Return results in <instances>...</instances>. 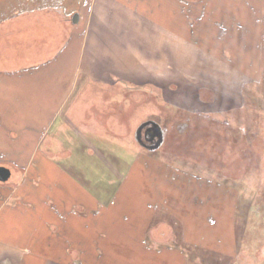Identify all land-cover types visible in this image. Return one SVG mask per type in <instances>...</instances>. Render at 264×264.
Instances as JSON below:
<instances>
[{
	"label": "rangeland",
	"instance_id": "rangeland-1",
	"mask_svg": "<svg viewBox=\"0 0 264 264\" xmlns=\"http://www.w3.org/2000/svg\"><path fill=\"white\" fill-rule=\"evenodd\" d=\"M81 1L71 2L76 12ZM96 3L94 9L89 2L88 14L95 10V18L82 58L73 51L66 61L71 68L79 63L81 71L56 130L61 125L58 134L67 138L82 125L95 128L106 164L129 160L132 173L125 195L116 196L110 216L99 224L98 237L114 233V241L105 238L101 255L86 260L255 264L264 258V54L257 38L264 32V0ZM250 78L258 82L246 86ZM39 97L36 104L4 105L0 154L5 160L19 162L28 154L24 150L35 135L11 129L33 124V112L48 114L50 104ZM147 120L179 128L178 134L168 130L165 143L174 145L168 152L164 145L149 151L136 141V129ZM194 126L198 132L193 133ZM123 170L87 169L98 171L105 182L121 177ZM234 198L238 208L232 220ZM108 200L105 209L111 206ZM56 256L82 260L57 251Z\"/></svg>",
	"mask_w": 264,
	"mask_h": 264
},
{
	"label": "crops",
	"instance_id": "crops-1",
	"mask_svg": "<svg viewBox=\"0 0 264 264\" xmlns=\"http://www.w3.org/2000/svg\"><path fill=\"white\" fill-rule=\"evenodd\" d=\"M71 2L73 0H0V114L5 111L4 105L36 104V95L43 101L45 96L41 94L46 95L45 101L51 107L44 117H37L33 112L30 117L33 124L24 127L20 123L17 124L19 129H11L35 135L31 146L24 148L28 154L25 152L22 160H5L0 154V166L15 172L10 175L13 178L10 183H0V264H89L86 259L98 258L99 246L102 247L107 238L105 234L98 237L103 227L99 224L104 216H110L107 214L114 207L113 200L117 195L124 196L130 183L129 160H125L124 165L113 161L112 168L124 169L123 176H115L116 180L109 178L105 182L98 171L93 174L87 171L89 167L112 169L104 161L101 129L98 135L95 128L82 125L83 129L73 131L67 138L65 134H58L61 125L56 130L81 71L79 63L71 68L66 66V61L73 51L78 60L82 58L88 30L95 18V10L88 14L89 2L96 4L94 9L97 6V0L94 4L91 0H82L76 12V5ZM76 13L78 21L73 23ZM100 25L96 22V27ZM257 38L264 54V32ZM261 58L264 63V55ZM260 74L264 76V68ZM249 80L246 86L258 82V79ZM146 166L149 168L147 163ZM70 169L76 171L75 174ZM181 173L185 175L184 171ZM191 175V180L197 179L194 173ZM116 183L119 186L114 188ZM105 199L111 203L106 209ZM236 199L230 211L232 220L238 208ZM233 228L234 225L232 232ZM63 237L66 240H62ZM107 239L114 241V233ZM77 245L79 247L75 248ZM56 251L70 259L82 260H57ZM194 262L198 259H181L180 264ZM168 263L176 264V260ZM255 264H264V259H257Z\"/></svg>",
	"mask_w": 264,
	"mask_h": 264
},
{
	"label": "water",
	"instance_id": "water-1",
	"mask_svg": "<svg viewBox=\"0 0 264 264\" xmlns=\"http://www.w3.org/2000/svg\"><path fill=\"white\" fill-rule=\"evenodd\" d=\"M73 23H77L78 21V14H74L72 18ZM150 126V130L153 132V138H157V141L152 146H146L144 142L141 140V131L143 128ZM135 139L139 143V145L147 150L154 151L157 150L161 143H162V134L160 126L153 120H147L141 123L135 132ZM11 172L9 168L0 166V182H6L10 178Z\"/></svg>",
	"mask_w": 264,
	"mask_h": 264
},
{
	"label": "flooded vegetation",
	"instance_id": "flooded-vegetation-1",
	"mask_svg": "<svg viewBox=\"0 0 264 264\" xmlns=\"http://www.w3.org/2000/svg\"><path fill=\"white\" fill-rule=\"evenodd\" d=\"M157 123V122H156ZM160 128H161V134H162V143L160 146H165L166 149H164V152H168V149L172 148L174 145L172 143H170V141H168V143H165L166 141V135L168 133L169 129H172L175 133H179V128L176 126L170 127L169 129L167 128V126H165L164 124H159L157 123ZM190 125V123H188ZM188 128H185V130H187ZM213 129H211L212 131ZM193 133L194 132H198V126H194L192 129ZM153 132L150 130V126H147L145 128H143V130L141 131V140L144 142V144L146 146H152L156 143L157 138H153L152 136ZM150 151V150H149ZM172 155V154H171ZM183 160V159H182ZM182 162V161H181ZM264 259V258H261Z\"/></svg>",
	"mask_w": 264,
	"mask_h": 264
},
{
	"label": "bare ground",
	"instance_id": "bare-ground-1",
	"mask_svg": "<svg viewBox=\"0 0 264 264\" xmlns=\"http://www.w3.org/2000/svg\"><path fill=\"white\" fill-rule=\"evenodd\" d=\"M10 170V169H9ZM10 172H11V170H10Z\"/></svg>",
	"mask_w": 264,
	"mask_h": 264
}]
</instances>
